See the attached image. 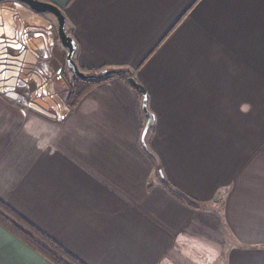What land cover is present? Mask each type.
<instances>
[{"label": "crops", "instance_id": "1", "mask_svg": "<svg viewBox=\"0 0 264 264\" xmlns=\"http://www.w3.org/2000/svg\"><path fill=\"white\" fill-rule=\"evenodd\" d=\"M45 1L61 8L81 71L125 68L142 85L159 175L203 205L161 185L127 79L68 107L51 13L23 21L43 81L13 87L48 113L0 79V199L86 264H264V0ZM24 43L0 54L24 58ZM0 264L51 263L0 225Z\"/></svg>", "mask_w": 264, "mask_h": 264}, {"label": "water", "instance_id": "2", "mask_svg": "<svg viewBox=\"0 0 264 264\" xmlns=\"http://www.w3.org/2000/svg\"><path fill=\"white\" fill-rule=\"evenodd\" d=\"M1 2L5 4L0 7V18L3 22V24L0 25V36L3 32H6L9 38H13V37H10V36H13V32L12 33L9 32L8 31L9 28H14V35H15L13 40L6 39L4 36L0 37V48L3 47L4 52H7V48H12L10 46V42L15 40L16 36H18V33L20 31H24L23 39L25 40V43H24L26 45L25 47L28 52L33 53V51L31 50L33 43L27 38V34L25 32L23 21L25 18L28 19L30 14L35 16V15H38L39 13H51L52 15H54L57 21V28H56L55 36L57 37L60 45L63 48L62 49L63 57L62 59H60L61 63L65 62L67 67L71 70V72L74 75L80 78H85V79H88V78L95 79L98 77L105 76L106 74H109L112 72L111 70H105L99 74H90V73H85L81 71L77 67L73 59V54H74L76 45H75L73 38L65 30V16L61 8L58 7L57 5L51 2L45 1V0H0V3ZM19 4L23 5V7H18L17 5ZM36 18H39V17L36 16ZM40 21H41V25H43L44 21L42 19H40ZM11 55L12 54L10 53H7V54L5 53L6 57L5 56L3 57V55L0 54V63L3 64V65H0L2 66V72L0 73L1 75L0 77L6 78V79L11 78L10 81H8L7 83L9 86H11V87H8V88H11V91L8 93V95L40 112L48 113L46 110H44L42 107L38 106L37 104L28 102L27 99L24 97V95L18 94L16 90H13V87H15L18 84V82L21 81L22 77L23 78L30 77L33 80H35L37 84H40L43 81V78L40 79V77L38 76L36 72H32L24 68L25 66L32 67L33 64L36 62V58L34 54H33V59H28V60L25 59V57L20 58L21 56L16 57V56H13V55L11 56ZM19 61L20 63L21 61H23L24 67L19 70V73L14 74L12 77L9 74L11 71L8 72V70L12 69V66H11L12 64H17L19 63ZM127 80L130 83V85L134 87L141 94V97H142L141 106H142L143 113L146 117V123L144 124V127L142 129L140 141H141V144L144 146L145 144L144 138H145V135L147 133L149 126L152 123L153 115L147 108L146 92L144 88L142 87V85H140L131 76L128 77Z\"/></svg>", "mask_w": 264, "mask_h": 264}, {"label": "trees", "instance_id": "3", "mask_svg": "<svg viewBox=\"0 0 264 264\" xmlns=\"http://www.w3.org/2000/svg\"><path fill=\"white\" fill-rule=\"evenodd\" d=\"M65 30L69 34L70 29L67 26H65ZM105 70H111L112 72L95 79H85L72 74L65 65L64 69L62 70V74L64 77H69L68 75H70V84L65 100L68 107H73L79 100V98L91 88H93L97 83L104 82L112 77H123L127 79L131 76V71L125 68L90 70L88 71V73L99 74ZM152 126L153 124L149 126L147 134L151 130ZM141 149L145 157L148 159V162L152 165V168L154 169L156 175L159 177L161 185L168 191L171 196L190 208H199L203 205L202 203L193 200L184 192L174 187L165 177L159 175V172L162 169L161 164L157 154L151 149L148 140L145 141L144 146L141 145ZM0 225L10 233H12L14 236H16L18 239L23 241L26 245L31 247L42 258H44L51 264H86L77 256L72 254L69 250H67L59 242L51 238L49 235L30 223L24 217L19 215L13 208H11L1 199Z\"/></svg>", "mask_w": 264, "mask_h": 264}, {"label": "flooded vegetation", "instance_id": "4", "mask_svg": "<svg viewBox=\"0 0 264 264\" xmlns=\"http://www.w3.org/2000/svg\"><path fill=\"white\" fill-rule=\"evenodd\" d=\"M27 54H26V56H25V59H32V57L30 56V53L27 51L26 52ZM21 64V65H20ZM23 64V61H21V63L19 62V63H17V64H12L11 66H12V69H10V70H8V72L9 71H11L9 74L13 77V75L14 74H16V73H19V70L21 69V68H23L24 67V64ZM0 65H3V64H1L0 63ZM65 62H63L62 63V65L60 66V71H61V75H63L62 74V70L64 69V67H65ZM66 67H67V65H66ZM25 69H27V70H30V71H33V68L32 67H30V66H25L24 67ZM68 68V67H67ZM69 69V68H68ZM70 70V69H69ZM2 71H0V73H1ZM70 72H71V70H70ZM72 73V72H71ZM68 74V73H67ZM73 74V73H72ZM1 76V75H0ZM8 79V78H7ZM20 83V82H19ZM18 89H20V88H18ZM19 93L21 92V90L20 91H18ZM24 92V91H23ZM18 93V94H19Z\"/></svg>", "mask_w": 264, "mask_h": 264}, {"label": "built area", "instance_id": "5", "mask_svg": "<svg viewBox=\"0 0 264 264\" xmlns=\"http://www.w3.org/2000/svg\"><path fill=\"white\" fill-rule=\"evenodd\" d=\"M23 35H24V31H20L19 33H18V36H22L23 37ZM31 50L35 53L36 51H37V49H36V47L34 46V44L32 45V47H31ZM34 72H36L37 74H40V73H42L41 71H40V69L39 68H35L34 69ZM22 92H20L19 94H21ZM33 93H36V92H34V91H26V92H24L23 93V95H24V97L25 98H27V101L29 102V100H31V99H29L28 98V96L30 95V96H33ZM36 103V102H35Z\"/></svg>", "mask_w": 264, "mask_h": 264}, {"label": "rangeland", "instance_id": "6", "mask_svg": "<svg viewBox=\"0 0 264 264\" xmlns=\"http://www.w3.org/2000/svg\"><path fill=\"white\" fill-rule=\"evenodd\" d=\"M27 91V86L25 85V89H24V92H26ZM43 109L45 108L46 109V105L44 104L43 106H41ZM147 135V136H146ZM146 135H145V138H144V142L146 141V140H148V134L146 133ZM157 176V175H156Z\"/></svg>", "mask_w": 264, "mask_h": 264}, {"label": "snow or ice", "instance_id": "7", "mask_svg": "<svg viewBox=\"0 0 264 264\" xmlns=\"http://www.w3.org/2000/svg\"><path fill=\"white\" fill-rule=\"evenodd\" d=\"M12 47H15V48H19V45L18 44H13ZM0 71H2V66H0ZM3 77H0V79H2Z\"/></svg>", "mask_w": 264, "mask_h": 264}]
</instances>
